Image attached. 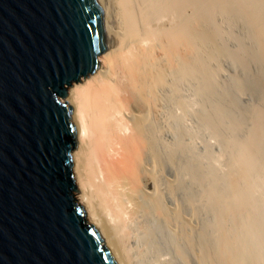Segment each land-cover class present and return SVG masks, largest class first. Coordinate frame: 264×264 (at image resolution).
<instances>
[{"label": "bare ground", "instance_id": "obj_1", "mask_svg": "<svg viewBox=\"0 0 264 264\" xmlns=\"http://www.w3.org/2000/svg\"><path fill=\"white\" fill-rule=\"evenodd\" d=\"M95 2L63 99L88 221L116 264H264V0Z\"/></svg>", "mask_w": 264, "mask_h": 264}, {"label": "water", "instance_id": "obj_2", "mask_svg": "<svg viewBox=\"0 0 264 264\" xmlns=\"http://www.w3.org/2000/svg\"><path fill=\"white\" fill-rule=\"evenodd\" d=\"M105 49L95 0H0V264H116L74 198L62 100Z\"/></svg>", "mask_w": 264, "mask_h": 264}, {"label": "rangeland", "instance_id": "obj_3", "mask_svg": "<svg viewBox=\"0 0 264 264\" xmlns=\"http://www.w3.org/2000/svg\"><path fill=\"white\" fill-rule=\"evenodd\" d=\"M185 88H186V87H185ZM185 88H183V89H184L183 93L188 92V90L186 91L187 88H186V89H185ZM188 95H190V94L186 93V96H188ZM62 100H63V99H62ZM176 110H177V109H176ZM178 111H179V112H178ZM177 112H178V113H181L180 110H177ZM178 113H177V114H178ZM188 118H189V117H187V119H186L187 121H186V122H188L187 124H188V127L190 128L192 122H190L191 120H190V118H189V119H188ZM189 120H190V121H189ZM189 123H190V124H189ZM189 125H190V126H189ZM192 125H193V124H192ZM192 128H193V126H191V129H192ZM192 130L194 131V129H192ZM194 139H196V138L194 137V138L192 139V140H193L192 142H195V141H196V142H197V145H196L195 143H194V144L196 145L197 148L200 147L199 149L201 150L202 147L200 146V145H201L200 143H202V140H201V139H198V138H197L196 140H194ZM197 140H201V142H200V141L198 142ZM73 142H75V139L73 140ZM75 145H76V143H75ZM75 145L73 146L72 151L75 149V147H76ZM198 145H199V146H198ZM71 160H72V157H71ZM72 164H73V160H72ZM72 171H73V170H72ZM73 178H74V177H73ZM74 183H75V179H74ZM74 198H75L76 202L79 204V202L77 201V199H76V197H75V191H74ZM79 206L82 208V210H83V212H84V221H85V223H87L88 225L93 226L96 230H98V228H97L96 226H94L95 224H93L92 222L88 221V219H87V215H86V211H85V208H84L81 204H79ZM98 232H99V230H98ZM99 233H100V232H99ZM102 239H103V238H102ZM103 245H104V244H103ZM104 247H107V246L104 245Z\"/></svg>", "mask_w": 264, "mask_h": 264}]
</instances>
